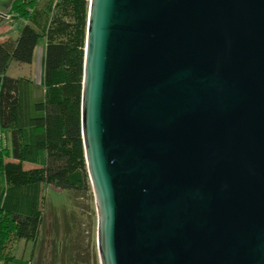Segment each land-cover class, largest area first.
<instances>
[{"label": "water", "instance_id": "95a60500", "mask_svg": "<svg viewBox=\"0 0 264 264\" xmlns=\"http://www.w3.org/2000/svg\"><path fill=\"white\" fill-rule=\"evenodd\" d=\"M81 134L100 264H264V0H90Z\"/></svg>", "mask_w": 264, "mask_h": 264}, {"label": "trees", "instance_id": "16d2710c", "mask_svg": "<svg viewBox=\"0 0 264 264\" xmlns=\"http://www.w3.org/2000/svg\"><path fill=\"white\" fill-rule=\"evenodd\" d=\"M89 2L48 0L38 10L39 0H15L7 13L24 26L16 41L0 42V137L7 142L0 147V264H21L11 254L12 237L37 243L45 188L72 201L91 189L81 134ZM42 37L37 97L30 94L34 81L7 72L13 62L32 64Z\"/></svg>", "mask_w": 264, "mask_h": 264}, {"label": "rangeland", "instance_id": "374dc122", "mask_svg": "<svg viewBox=\"0 0 264 264\" xmlns=\"http://www.w3.org/2000/svg\"><path fill=\"white\" fill-rule=\"evenodd\" d=\"M48 0H39L38 10ZM50 1V0H49ZM15 13V12H14ZM21 17V16H20ZM24 20L12 14L0 18V42L16 41ZM42 37L35 50L32 64L13 62L8 76L29 79L36 83L30 94L40 97L43 73ZM2 129L0 126V136ZM7 142H2L4 149ZM26 169L32 168L25 165ZM43 223L37 243L12 237L10 251L21 264H100L97 248V213L93 189L74 201L67 192L52 187L44 189Z\"/></svg>", "mask_w": 264, "mask_h": 264}, {"label": "crops", "instance_id": "0c3cea01", "mask_svg": "<svg viewBox=\"0 0 264 264\" xmlns=\"http://www.w3.org/2000/svg\"><path fill=\"white\" fill-rule=\"evenodd\" d=\"M44 54H45V49L43 50V55H42V59H44ZM43 74V73H42ZM7 75H8V72H7ZM12 77V76H10ZM12 78H21V77H16V76H13Z\"/></svg>", "mask_w": 264, "mask_h": 264}, {"label": "built area", "instance_id": "2783aa9c", "mask_svg": "<svg viewBox=\"0 0 264 264\" xmlns=\"http://www.w3.org/2000/svg\"><path fill=\"white\" fill-rule=\"evenodd\" d=\"M2 142H6V139L0 137V145L2 144Z\"/></svg>", "mask_w": 264, "mask_h": 264}]
</instances>
